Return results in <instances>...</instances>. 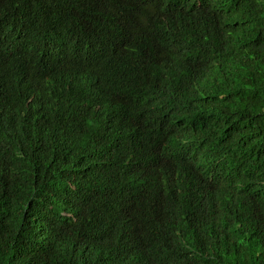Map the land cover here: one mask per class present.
<instances>
[{
    "label": "trees",
    "instance_id": "trees-1",
    "mask_svg": "<svg viewBox=\"0 0 264 264\" xmlns=\"http://www.w3.org/2000/svg\"><path fill=\"white\" fill-rule=\"evenodd\" d=\"M0 264H264V0H0Z\"/></svg>",
    "mask_w": 264,
    "mask_h": 264
},
{
    "label": "clouds",
    "instance_id": "clouds-1",
    "mask_svg": "<svg viewBox=\"0 0 264 264\" xmlns=\"http://www.w3.org/2000/svg\"><path fill=\"white\" fill-rule=\"evenodd\" d=\"M100 13L106 21H111L113 13L107 5L101 4ZM92 16L93 13L89 9L84 8L77 15L69 18L76 27L74 35L70 36L68 41L63 44L64 53L69 56V59L93 60L94 45L101 38L98 27L92 21ZM60 17L58 16V21ZM150 136L153 139L156 134L150 133Z\"/></svg>",
    "mask_w": 264,
    "mask_h": 264
}]
</instances>
